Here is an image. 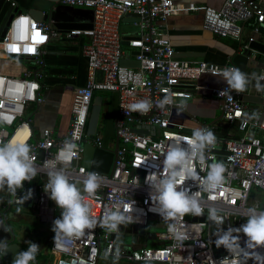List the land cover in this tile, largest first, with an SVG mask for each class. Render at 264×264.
Wrapping results in <instances>:
<instances>
[{"label":"built area","instance_id":"obj_1","mask_svg":"<svg viewBox=\"0 0 264 264\" xmlns=\"http://www.w3.org/2000/svg\"><path fill=\"white\" fill-rule=\"evenodd\" d=\"M3 1L18 8L16 0ZM58 2L93 10L90 29L65 31L67 37L87 38L86 82L73 90L65 135L48 128L35 133L30 112L45 100L44 45L60 32L28 12L13 15L0 39V60L11 68L18 67L16 60L30 64L18 74L0 72V176L7 192L1 215L7 219L13 209L29 208L41 222L54 223L50 264H98L103 252L139 264H264V239L247 231L264 236V108L254 112L243 100L257 87L255 80L264 81V72L246 76L232 61L182 60L167 25L180 11L201 9L205 30L264 64V54L248 47L264 27V0H221L219 8L183 7L174 0ZM126 18L137 31L124 40ZM247 28L255 36L244 39ZM123 43L136 52L132 59L139 67L121 65ZM204 75L234 82L199 84ZM98 91L117 92L115 137L105 148L101 131L86 133ZM197 91L221 102L223 120L240 136H217V123L189 128L172 121L174 108L186 109L176 100ZM115 139L109 171L90 172L82 164L83 145L113 151ZM63 180L79 188H65ZM153 220L163 224L162 232L145 231ZM132 226L137 233L125 231ZM149 234L157 247L146 245ZM126 235L133 238L130 250L124 248ZM221 241L226 245L219 246Z\"/></svg>","mask_w":264,"mask_h":264},{"label":"crops","instance_id":"obj_2","mask_svg":"<svg viewBox=\"0 0 264 264\" xmlns=\"http://www.w3.org/2000/svg\"><path fill=\"white\" fill-rule=\"evenodd\" d=\"M16 2L18 10L28 12L31 0H16ZM174 2L183 7L206 6L219 8L221 5V0H174ZM131 21V19L123 21L121 27L123 37L137 31L132 26ZM167 25L172 46L177 57L182 60L188 62L205 61L211 64L225 65L232 61L234 55L240 52L238 45L235 47L233 41L219 38L204 29L203 11L201 9L190 10L189 12L180 11L169 17ZM248 36H255L251 28H247L244 32V39ZM256 40L264 44V27L259 28ZM86 41L87 38L84 36L67 37L65 31H62L57 37L50 38L44 45V53L42 55L44 78L42 84L44 85L43 94L45 100L38 109L30 112L35 133L39 134L43 129L48 128L53 131L55 136L61 137L65 135L70 118L73 90L76 87L83 86L86 82L87 61L82 54V47ZM125 51H128L130 54L128 58L125 57ZM125 51L124 59H132L133 51L129 48H125ZM15 62L19 68L16 74L30 64L29 62L20 60H16ZM256 63L262 62L256 60ZM263 72L264 66L262 68H258L257 66L246 67V76L259 75ZM97 76L101 78L100 74ZM243 78L246 80L245 77ZM233 82L232 79L227 77H213L209 75H204L198 80L199 84H208L210 86L233 84ZM256 88H250V94L258 96L260 101H247V106L254 112L263 110L264 108V81L261 89H259V95H255ZM181 102L186 104V109L174 108L172 110L171 119L174 123L189 128L198 127L201 123L205 122L217 123V136H240V132L236 129V126L228 124L223 120L221 102L208 96L205 91L194 92L190 99H181ZM262 118L264 119V115H262ZM28 210L30 209L27 208L26 211L28 212ZM40 252L42 251L34 249L29 254L35 258V254L45 255L47 253ZM36 260L40 264V260Z\"/></svg>","mask_w":264,"mask_h":264},{"label":"water","instance_id":"obj_3","mask_svg":"<svg viewBox=\"0 0 264 264\" xmlns=\"http://www.w3.org/2000/svg\"><path fill=\"white\" fill-rule=\"evenodd\" d=\"M30 8L28 13L37 21H44L50 24V27L59 32L67 31L70 29H90L92 27L93 21V10L74 8L66 5L59 4L58 0H31ZM21 10L17 8H11L9 3L0 0V39L4 36L9 21L15 13H19ZM133 15V14H130ZM129 16V15H128ZM126 18L125 20H128ZM130 37L124 36L123 39L126 40ZM248 47L252 50L259 51L264 54V44L254 40L249 43ZM136 52H132L135 55ZM249 51H241L233 56L232 63L235 64L240 73L246 74V67L262 68L263 63H256V60L249 57ZM256 64V65H255ZM121 65L126 67H139V62L135 59H122ZM254 85L261 88L263 85L262 80H255ZM248 86V84L246 85ZM243 100L247 101H260L258 96L254 95H244ZM103 105V96L95 95L92 101V105L89 112V118L87 122L86 133L89 136L94 135L97 124L100 118L101 109ZM119 116H117V92H111L109 108L107 112V118L104 125L103 132V147L105 148L108 143V139L115 137L114 129L115 122ZM188 130V129H187ZM147 132L146 130H143ZM116 140V139H115ZM118 142H115V148L113 151H107L105 149L94 148L90 143H85L83 145L82 152V164L93 173L108 172L114 157L115 150L117 148ZM1 177V176H0ZM2 178V177H1ZM65 188H74L77 190L79 188L78 184L73 181H65L61 183ZM85 185H82V189ZM199 219H203V215L198 216ZM196 218V216L194 217ZM129 227V225H128ZM122 224H119V229L122 230ZM126 232L137 233V227L132 226L131 228H126ZM247 231L257 237L264 239V236L259 232L253 230L252 228H247ZM140 233H144L142 228ZM149 239H153V235L149 234ZM14 235L12 229L9 227L7 220L0 213V245H4L1 256L3 258L4 264H39L38 261L33 258L28 252L21 250V247L13 242Z\"/></svg>","mask_w":264,"mask_h":264},{"label":"rangeland","instance_id":"obj_4","mask_svg":"<svg viewBox=\"0 0 264 264\" xmlns=\"http://www.w3.org/2000/svg\"><path fill=\"white\" fill-rule=\"evenodd\" d=\"M130 34H135V32L130 33ZM123 48H124L123 50L125 51V48H127L126 43H123ZM128 51H125L126 52L125 57H127V58H128V55L130 56ZM10 64L11 63L9 61L0 60V69L3 68L4 71H7V72H5V74L14 75V74H16V72L19 71V68L16 66H12L13 68L8 67ZM97 93L103 94L104 99H108L109 95L111 94V92H101V91H98ZM176 102H181V100H176ZM103 126H102V123L99 119L98 124H97V130L101 131L102 134L104 132ZM110 143H112V140H110ZM251 192L255 196H257V194H258V192L255 189H252ZM6 195H7V192L5 189L4 181L2 180V178H0V202L5 200ZM29 212L33 213V211L28 210V212H27L25 210L19 216H16V217L10 219L8 222L10 224V226H12V228L14 229L17 240L21 241L22 237H24V234L22 233V231H23L22 229L24 227V224L21 222L22 221L21 219L24 215L29 214ZM35 217L38 218L37 216H35ZM37 221L40 223H38V225H36L35 229H34V227L30 228V230L33 231V233H31V239L29 241V244L32 246L30 247V249L29 248L28 249L30 251L37 249V251H42L40 253H44V252L48 251L49 244L51 241V236L53 234L55 226H54V223L50 224V223L41 222L39 218L37 219ZM163 230H164L163 224L160 222H156L154 220L149 222L148 227H146V229H145V231L148 233H159V232H162ZM132 242H133L132 236L126 235L124 238V241H123V243L125 245L124 248L127 250H130L129 245H131ZM154 242H155V240L148 239L146 241V245L148 247H157L158 244H156ZM225 245H226V243L224 241L219 242V246H225ZM45 255H47L46 261H43V263L40 262V264H50L49 253L47 252ZM126 263H128V262H126L125 260H122V259L109 258V257L104 255V252L100 255L99 262H98V264H126Z\"/></svg>","mask_w":264,"mask_h":264},{"label":"flooded vegetation","instance_id":"obj_5","mask_svg":"<svg viewBox=\"0 0 264 264\" xmlns=\"http://www.w3.org/2000/svg\"><path fill=\"white\" fill-rule=\"evenodd\" d=\"M21 220H22L21 222L24 224V227L22 229L23 230L22 233L24 234V237H22L21 241L16 239L14 229L12 228V226H10L9 223L8 224H9V227L13 231V235H14L13 242L17 243L21 247L22 252L23 251L28 252L30 247L32 246L29 244V241L31 239V233H33V231H31L30 228L34 227V229H35L36 225H38V221H37L34 213H30V214L23 216Z\"/></svg>","mask_w":264,"mask_h":264},{"label":"trees","instance_id":"obj_6","mask_svg":"<svg viewBox=\"0 0 264 264\" xmlns=\"http://www.w3.org/2000/svg\"><path fill=\"white\" fill-rule=\"evenodd\" d=\"M229 41V40H228ZM232 42V41H231ZM234 46L237 47L236 45H238L236 42H233ZM0 72H7V71H4V69H0ZM102 92V91H101ZM106 92V91H104ZM97 92L94 93V96L95 95H102L103 96V105H102V109H101V114H100V121L102 123V126L105 125V122H106V118H107V112H108V108H109V102H110V97H111V94L109 95V98L108 99H104V95L101 94V93H98L96 94ZM91 108V107H90ZM104 127V126H103ZM1 178V177H0ZM3 180V179H2ZM29 209V208H28ZM25 210H27V208H20V209H13L12 210V214L7 217V222L14 216H19L22 212H24ZM30 211V210H29ZM32 213V212H29V214ZM46 257L47 255H40V254H35V259H38L40 260V262L43 263V261H46ZM126 264H139V263H126ZM140 264H146V263H140Z\"/></svg>","mask_w":264,"mask_h":264},{"label":"bare ground","instance_id":"obj_7","mask_svg":"<svg viewBox=\"0 0 264 264\" xmlns=\"http://www.w3.org/2000/svg\"><path fill=\"white\" fill-rule=\"evenodd\" d=\"M0 58H4V54L0 51Z\"/></svg>","mask_w":264,"mask_h":264}]
</instances>
